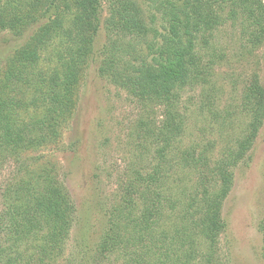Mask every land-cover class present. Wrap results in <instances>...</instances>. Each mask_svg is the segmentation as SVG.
Instances as JSON below:
<instances>
[{"label":"trees","instance_id":"obj_1","mask_svg":"<svg viewBox=\"0 0 264 264\" xmlns=\"http://www.w3.org/2000/svg\"><path fill=\"white\" fill-rule=\"evenodd\" d=\"M107 1L109 44L99 53L104 0H0V175L7 162L11 168L0 187V264H56L63 257L76 204L55 165L45 162L38 151L57 141L71 116L80 74L98 61L101 76L130 89L141 101L163 105L166 115L162 125L141 120L125 204L105 218L95 248L81 249L80 256L72 255L65 264H118V256L123 258L120 264L215 263L216 242L228 228L222 209L234 184V169L250 160L248 153L264 125V88L258 77L246 85L241 104L246 129L213 165L196 149L181 152L184 166L198 168V182L184 198L183 209L174 196H164L159 184L166 155L175 143H182L177 141L183 124L175 109L176 97L190 78L194 58L193 46L183 42L181 16L187 27L208 31L215 24L216 7L230 4L234 19L241 8L249 18H259L258 26L264 30V0L172 4L170 30L147 29L148 33L154 29L159 38L149 45L157 46L158 53L140 61L124 59L130 50L120 41L147 35L141 12L133 0ZM151 1L160 11L161 2L167 0ZM126 44L137 50L131 42ZM153 145L158 146L154 158ZM26 153H34L36 167ZM146 162H152L150 170L145 169ZM209 164L214 170L205 175ZM166 207L175 211L174 221L163 215ZM162 221L171 224L172 234ZM259 228L264 256V218Z\"/></svg>","mask_w":264,"mask_h":264},{"label":"rangeland","instance_id":"obj_2","mask_svg":"<svg viewBox=\"0 0 264 264\" xmlns=\"http://www.w3.org/2000/svg\"><path fill=\"white\" fill-rule=\"evenodd\" d=\"M133 1L141 12L146 31L156 28L161 32L170 30L171 5L181 7L187 3V0L162 1L159 11L151 0ZM103 9V24L96 44L99 53L109 44L105 27L109 1L104 0ZM216 9L215 24L208 31L198 32L192 25L187 27L181 16L183 42L187 47L193 46L196 61L194 58L189 60L190 78L176 97L175 109L183 124L181 139L177 141L182 143H175L166 155L163 183L159 184L163 195L174 196L181 207L198 182V168L184 166L180 161L181 152L186 148L196 149L197 153L213 161V165L229 146L235 145L246 129L247 118L241 112L246 85L258 77L264 88V30L258 26L256 20L259 18H249L240 8L234 19L230 4ZM154 29L150 33L147 31L141 39H122L120 45L130 50L124 59L140 61L147 54L158 53L157 46L149 48L159 39ZM111 37L115 39L114 34ZM126 42L137 46V50L129 49ZM99 65V61L91 62L84 68L75 89L71 116L62 125L59 138L38 151V155H45V162L55 165L77 209L65 252L56 264H65L72 255L80 256L78 252L83 248H95L105 218L125 204L126 184L131 180L137 153V133L141 130L139 123L144 120L162 125L165 120L163 105L141 101L130 89L101 76ZM157 147H150V157L154 158ZM26 154L28 161L36 167L37 161L31 159L34 153ZM247 157L250 158L247 163L242 162L234 169V184L222 209L228 228L216 242L214 264H264L263 234L259 228V222L264 218V125ZM9 163L0 175V187L11 169ZM144 165L150 170L152 162ZM211 165L205 175L214 170ZM166 208L163 215H171L174 221L175 211ZM162 223L168 233L173 232L168 221ZM165 238L170 243L171 235ZM118 257L120 264L123 258Z\"/></svg>","mask_w":264,"mask_h":264}]
</instances>
